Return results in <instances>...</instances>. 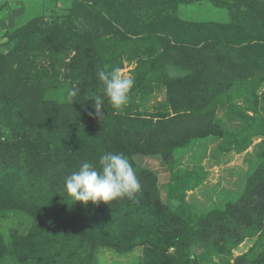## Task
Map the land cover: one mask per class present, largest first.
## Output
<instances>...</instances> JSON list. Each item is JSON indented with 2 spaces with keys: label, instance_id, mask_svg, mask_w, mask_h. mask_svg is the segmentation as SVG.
<instances>
[{
  "label": "trees",
  "instance_id": "trees-1",
  "mask_svg": "<svg viewBox=\"0 0 264 264\" xmlns=\"http://www.w3.org/2000/svg\"><path fill=\"white\" fill-rule=\"evenodd\" d=\"M206 1L228 19L183 18L181 0H71L66 15L4 32L0 264H98L101 250L136 248L128 264H264V0ZM125 60L134 86L115 108L97 73ZM215 143L213 157L252 150L240 190L199 209L186 192L203 182ZM105 152L129 158L141 190L73 202L66 178ZM147 157L168 169L164 192Z\"/></svg>",
  "mask_w": 264,
  "mask_h": 264
},
{
  "label": "rangeland",
  "instance_id": "rangeland-1",
  "mask_svg": "<svg viewBox=\"0 0 264 264\" xmlns=\"http://www.w3.org/2000/svg\"><path fill=\"white\" fill-rule=\"evenodd\" d=\"M39 0H36L38 2ZM71 0H40L41 5L36 9L31 10V14L42 15L46 19L54 17H60L68 14ZM13 2V0H11ZM34 3L35 5L38 3ZM46 8H43V6ZM37 6V5H36ZM17 8V3L13 5L12 9ZM180 15L187 19H199V20H218L224 21L228 19V13L225 8L214 7L212 3L206 0H181L179 9ZM29 13V11H28ZM42 13V14H41ZM7 16L6 10H0V20ZM8 17L11 21L12 13L8 12ZM34 17V16H33ZM49 21V20H48ZM21 23V21H20ZM1 25V22H0ZM11 28V27H10ZM13 29V27H12ZM1 36V35H0ZM2 38V36H1ZM11 47V44L7 42V37L0 39V51L6 52ZM73 51L69 54L71 55ZM135 66V62L124 61L123 67L119 68L122 75H128L133 77L132 69ZM164 99L163 93H157L148 103V107H153L158 102ZM223 110L218 108L216 110L217 116L223 118ZM259 141L255 139L254 143ZM217 144H210L208 146L205 156L201 159L200 164L203 166L205 177L203 182L193 190L186 192L187 201H191L197 208H205L210 206L212 202H218V198L223 194L225 190H240L242 186V175L247 168V162L245 159V152H250L252 146L246 151L236 153L230 151L219 156H212V149ZM188 159V156L184 158V162ZM144 165L152 167L158 173L159 185L164 192V185L168 180V169L160 164V160L157 158L147 157L144 158ZM253 245L252 239H246L238 247L233 248V255H238L245 252ZM141 248H136L134 251L126 255H117L109 250H101L97 254L98 264H128L136 256L140 255Z\"/></svg>",
  "mask_w": 264,
  "mask_h": 264
},
{
  "label": "clouds",
  "instance_id": "clouds-1",
  "mask_svg": "<svg viewBox=\"0 0 264 264\" xmlns=\"http://www.w3.org/2000/svg\"><path fill=\"white\" fill-rule=\"evenodd\" d=\"M104 85L105 95L115 108L127 104L129 93L134 86V80L128 75H122L119 68L101 69L97 73ZM76 89L68 91V96L75 97ZM96 114L100 115L103 108V98L94 99ZM65 190L71 194L74 201L87 205L103 201L109 203L122 197L133 198L141 190V184L129 158L123 153L105 152L99 156L98 165L90 161H81L77 171H74L65 181Z\"/></svg>",
  "mask_w": 264,
  "mask_h": 264
},
{
  "label": "crops",
  "instance_id": "crops-1",
  "mask_svg": "<svg viewBox=\"0 0 264 264\" xmlns=\"http://www.w3.org/2000/svg\"><path fill=\"white\" fill-rule=\"evenodd\" d=\"M36 0H0V10L4 9L6 10L7 16L3 17V20L0 25V35L2 38H5L4 32L11 29L12 27L16 26L20 21L24 23L27 18H31L33 16H36V14H31V10L36 9L39 5H41L40 0L34 4ZM17 3V8L12 9L13 5ZM43 6V5H42ZM40 7V6H39ZM43 8H46L43 6ZM12 13V19L13 21L10 20L8 17V12ZM29 11V13H28ZM42 14V13H41ZM11 27V28H10ZM0 36V39H2Z\"/></svg>",
  "mask_w": 264,
  "mask_h": 264
}]
</instances>
